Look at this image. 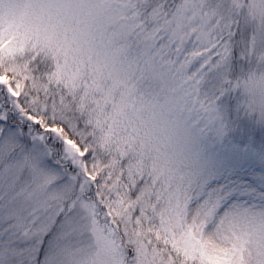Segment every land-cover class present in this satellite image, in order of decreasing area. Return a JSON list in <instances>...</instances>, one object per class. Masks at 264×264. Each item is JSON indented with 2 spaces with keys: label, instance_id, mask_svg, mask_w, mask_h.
<instances>
[{
  "label": "snow or ice",
  "instance_id": "obj_1",
  "mask_svg": "<svg viewBox=\"0 0 264 264\" xmlns=\"http://www.w3.org/2000/svg\"><path fill=\"white\" fill-rule=\"evenodd\" d=\"M0 264H264V0H0Z\"/></svg>",
  "mask_w": 264,
  "mask_h": 264
}]
</instances>
